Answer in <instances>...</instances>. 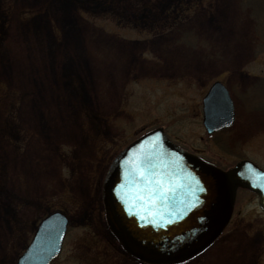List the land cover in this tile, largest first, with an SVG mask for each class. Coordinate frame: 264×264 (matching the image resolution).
Masks as SVG:
<instances>
[{"label":"rangeland","instance_id":"obj_1","mask_svg":"<svg viewBox=\"0 0 264 264\" xmlns=\"http://www.w3.org/2000/svg\"><path fill=\"white\" fill-rule=\"evenodd\" d=\"M97 1L0 0V264H14L55 209L70 227L51 264H144L107 232L101 183L111 157L151 127L206 145L201 156L219 167L247 157L264 168V0H208L161 26L168 0ZM217 77L235 118L208 138L201 97ZM177 264H264L256 194L237 190L221 234Z\"/></svg>","mask_w":264,"mask_h":264},{"label":"water","instance_id":"obj_2","mask_svg":"<svg viewBox=\"0 0 264 264\" xmlns=\"http://www.w3.org/2000/svg\"><path fill=\"white\" fill-rule=\"evenodd\" d=\"M232 103L220 81L203 97L208 131L228 126ZM237 187L256 193L264 212V169L248 159L221 169L179 148L152 129L124 146L101 184L104 219L120 246L151 264L186 261L206 248L231 215ZM153 189L155 196H149ZM68 223L59 209L46 214L16 264H49Z\"/></svg>","mask_w":264,"mask_h":264},{"label":"flooded vegetation","instance_id":"obj_3","mask_svg":"<svg viewBox=\"0 0 264 264\" xmlns=\"http://www.w3.org/2000/svg\"><path fill=\"white\" fill-rule=\"evenodd\" d=\"M97 1V0H94ZM102 1V2H100ZM97 1L98 4L102 5L105 7V9H112L110 8L112 5L114 6H118V7H124V9H139L140 7H144V6H148V7H155V1L156 0H140V2H138L137 0H100ZM73 3V1H72ZM79 9L84 7V2L83 0H77V2L74 3ZM140 5V6H139ZM211 6V3L209 4L208 0H168L167 3L164 4L163 10L168 12L169 10H171L172 12H179V11H191V10H205V9H209ZM81 7V8H80ZM87 7L89 8V6L87 5ZM150 9V8H148ZM113 10V9H112ZM228 70H224V73H228ZM223 73V72H222ZM215 80H220L225 87L228 90V93L230 95V97L232 96L231 94V88L227 85L225 79L222 78H215L213 81ZM211 84V83H210ZM209 84V85H210ZM233 110H234V117H235V106L233 103ZM163 130L165 132V134L167 135V137L169 139H171L174 143H176L179 147L188 150L194 154L197 155H201L202 151L205 150L207 148L206 145H202V146H193L191 148L186 147V145L184 144L183 140L179 137L174 136V134L167 132L166 127L163 126ZM215 135V133H212L211 136Z\"/></svg>","mask_w":264,"mask_h":264},{"label":"trees","instance_id":"obj_4","mask_svg":"<svg viewBox=\"0 0 264 264\" xmlns=\"http://www.w3.org/2000/svg\"><path fill=\"white\" fill-rule=\"evenodd\" d=\"M176 13L177 12H173V14H169L166 11H163L162 14L159 16L161 19H163V22L161 24L158 23L159 26L163 25L164 24V21H167L168 19L169 20L175 19L177 17L176 16ZM63 208H65V207L63 206Z\"/></svg>","mask_w":264,"mask_h":264},{"label":"snow or ice","instance_id":"obj_5","mask_svg":"<svg viewBox=\"0 0 264 264\" xmlns=\"http://www.w3.org/2000/svg\"><path fill=\"white\" fill-rule=\"evenodd\" d=\"M149 196H155L156 195V190L153 189L150 193H148Z\"/></svg>","mask_w":264,"mask_h":264}]
</instances>
